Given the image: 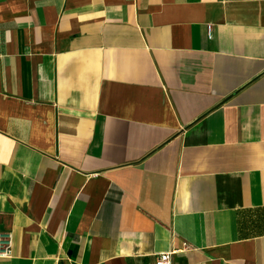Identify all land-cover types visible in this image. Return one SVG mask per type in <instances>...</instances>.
Returning a JSON list of instances; mask_svg holds the SVG:
<instances>
[{"label":"crops","instance_id":"obj_1","mask_svg":"<svg viewBox=\"0 0 264 264\" xmlns=\"http://www.w3.org/2000/svg\"><path fill=\"white\" fill-rule=\"evenodd\" d=\"M1 231L0 264H264V0H0Z\"/></svg>","mask_w":264,"mask_h":264},{"label":"built area","instance_id":"obj_2","mask_svg":"<svg viewBox=\"0 0 264 264\" xmlns=\"http://www.w3.org/2000/svg\"><path fill=\"white\" fill-rule=\"evenodd\" d=\"M210 34V27H208ZM14 237L11 232H0V259H10L13 257ZM156 264H172L170 253H161L156 258Z\"/></svg>","mask_w":264,"mask_h":264}]
</instances>
